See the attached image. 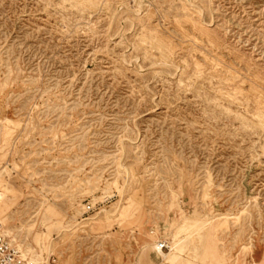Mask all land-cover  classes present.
Here are the masks:
<instances>
[{"label":"rangeland","instance_id":"obj_1","mask_svg":"<svg viewBox=\"0 0 264 264\" xmlns=\"http://www.w3.org/2000/svg\"><path fill=\"white\" fill-rule=\"evenodd\" d=\"M0 223L33 264H264V0H0Z\"/></svg>","mask_w":264,"mask_h":264},{"label":"built area","instance_id":"obj_2","mask_svg":"<svg viewBox=\"0 0 264 264\" xmlns=\"http://www.w3.org/2000/svg\"><path fill=\"white\" fill-rule=\"evenodd\" d=\"M160 249L169 250V244L162 242ZM0 264H33L23 253L11 242L4 233V227L0 223Z\"/></svg>","mask_w":264,"mask_h":264},{"label":"bare ground","instance_id":"obj_3","mask_svg":"<svg viewBox=\"0 0 264 264\" xmlns=\"http://www.w3.org/2000/svg\"><path fill=\"white\" fill-rule=\"evenodd\" d=\"M93 1V3L95 4L97 1H99V0H92ZM159 46H162V44L161 43H159ZM263 103V102H262ZM258 117V116H257ZM261 123V122H260ZM260 125V124H259ZM162 242H167V241H160V242H157V243H152V244H150L149 246V248L150 249H155L157 252H158V254L160 255V256H162L164 259H167L168 258V255L167 254H165L164 252H163V250H161L160 249V245H161V243ZM168 243V242H167ZM169 244V243H168ZM179 244H177V246H178ZM175 246V245H174ZM177 246L175 247V248H173V247H171L170 246V244H169V250L170 249H172V251H174L176 248H177ZM168 250V251H169ZM172 253V252H171ZM24 255V254H23ZM25 256V255H24Z\"/></svg>","mask_w":264,"mask_h":264}]
</instances>
